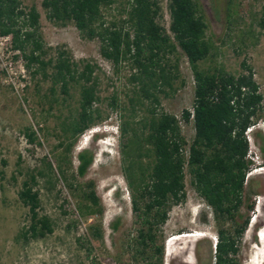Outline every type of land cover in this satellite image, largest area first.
Here are the masks:
<instances>
[{
    "label": "trees",
    "instance_id": "16d2710c",
    "mask_svg": "<svg viewBox=\"0 0 264 264\" xmlns=\"http://www.w3.org/2000/svg\"><path fill=\"white\" fill-rule=\"evenodd\" d=\"M115 0H41L45 18L56 26L72 24L87 40H98L102 58L113 65L127 63L129 76L125 101L117 94L108 106L118 117V148L124 178L130 192L136 235L127 243L144 264H163V244L159 237L168 213L185 201L184 168L191 176L197 195L211 211L216 242L209 264H242L241 241L253 210L252 179L254 165L249 158L247 131L262 117L264 97L249 65L242 72L223 66H204L214 44L206 35V22L197 0H167L169 24H162L160 0H128L119 21L107 22L103 9ZM39 12L27 11L19 0H0V36L10 37V46L23 54L32 75H41L49 85L43 96L50 107L58 103L57 88L66 96L78 93V105L62 122L64 141L70 151L85 130L105 121L109 112L100 107L98 80L94 65L76 61L66 49L48 56L39 34ZM27 51V53H26ZM178 51L187 59L193 76L191 109L180 117L163 110L162 98L176 91L179 79ZM180 85H183L181 82ZM181 122H192L194 135L185 139ZM29 140L35 132L26 128ZM264 156V147L261 148ZM62 157H65L63 155ZM77 175L82 177L93 162V153H77ZM47 169L52 171L50 162ZM58 175L65 178L61 162ZM30 173L18 191L27 208L29 222L20 233L25 239H42L53 231L52 221L38 212L37 176ZM81 217L95 216L87 227L88 239H102L103 207L92 181L70 183ZM80 244V240L77 239Z\"/></svg>",
    "mask_w": 264,
    "mask_h": 264
},
{
    "label": "rangeland",
    "instance_id": "374dc122",
    "mask_svg": "<svg viewBox=\"0 0 264 264\" xmlns=\"http://www.w3.org/2000/svg\"><path fill=\"white\" fill-rule=\"evenodd\" d=\"M27 11L34 6L39 12V34L48 56L66 49L76 61L94 65L98 80L100 107L109 117L78 136L70 151H66L62 122L74 113L78 93L66 96L57 88L58 103L50 107L43 96L49 82L40 74L32 75L35 66H25L22 53L10 46V37H0V264H144L134 256L127 244L138 227L131 211L130 192L124 178L121 155L116 139L118 117L108 106L109 97L117 94L120 102L128 92L127 63L113 65L101 57L98 40H87L72 25L56 26L45 18L41 0H19ZM128 0H115L103 9L107 22L119 21ZM206 22V35L214 50L204 66H223L227 71L242 72L245 61L253 72L264 97V0H197ZM162 24L167 28V0H160ZM179 57V79L174 93L162 98L164 111L180 117L182 110L191 109L193 76L187 59ZM27 53V51H26ZM183 82V85H180ZM26 128L35 132L29 140ZM182 133L191 142L192 122H181ZM249 158L253 162L249 177L252 181L253 210L244 206L249 223L241 241L242 264H264V110L259 121L247 131ZM65 142V141H64ZM88 148L93 162L84 176L77 175V153ZM65 155V157H62ZM46 162L52 165L47 169ZM61 162L65 178L58 175ZM37 176L34 186L39 191V214L48 216L53 231L42 239H25L20 233L29 222L28 211L18 198L22 182L30 173ZM186 199L168 213L159 237L163 244V264H209L217 240L212 215L191 182L184 168ZM92 181L103 207L100 240L88 239L87 227L95 216L81 217L70 183ZM184 237H180L183 236ZM186 235V236H185ZM190 235V236H189ZM80 240V244L77 243ZM170 244V245H169ZM170 252V253H169Z\"/></svg>",
    "mask_w": 264,
    "mask_h": 264
},
{
    "label": "bare ground",
    "instance_id": "6f19581e",
    "mask_svg": "<svg viewBox=\"0 0 264 264\" xmlns=\"http://www.w3.org/2000/svg\"><path fill=\"white\" fill-rule=\"evenodd\" d=\"M186 236V235H185ZM190 236V235H189ZM180 237H184V235L183 236H180ZM261 241L262 242H264V238L263 237H261ZM170 245V244H169ZM170 253V252H169Z\"/></svg>",
    "mask_w": 264,
    "mask_h": 264
},
{
    "label": "built area",
    "instance_id": "2783aa9c",
    "mask_svg": "<svg viewBox=\"0 0 264 264\" xmlns=\"http://www.w3.org/2000/svg\"><path fill=\"white\" fill-rule=\"evenodd\" d=\"M1 38H7V37H9V36H0Z\"/></svg>",
    "mask_w": 264,
    "mask_h": 264
},
{
    "label": "clouds",
    "instance_id": "9594fccd",
    "mask_svg": "<svg viewBox=\"0 0 264 264\" xmlns=\"http://www.w3.org/2000/svg\"><path fill=\"white\" fill-rule=\"evenodd\" d=\"M118 138H119V134H117V137H116V139L118 140Z\"/></svg>",
    "mask_w": 264,
    "mask_h": 264
}]
</instances>
